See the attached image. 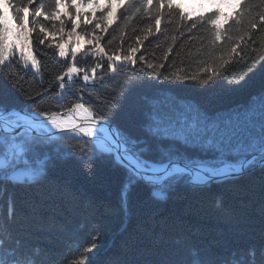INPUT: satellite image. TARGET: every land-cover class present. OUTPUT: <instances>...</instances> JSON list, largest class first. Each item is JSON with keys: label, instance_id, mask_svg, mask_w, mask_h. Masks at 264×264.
<instances>
[{"label": "snow or ice", "instance_id": "snow-or-ice-1", "mask_svg": "<svg viewBox=\"0 0 264 264\" xmlns=\"http://www.w3.org/2000/svg\"><path fill=\"white\" fill-rule=\"evenodd\" d=\"M208 2L215 5L214 10L193 19L175 0H105V8L93 24L92 13L73 9L88 5L95 11L99 0H52L50 9L43 0H0V264H47L46 250L31 244L13 227L17 217L15 190L37 186L58 159L74 158L89 166L100 159L119 169L125 208L136 189H146L153 200L164 201L177 185L204 191L257 169L264 173V91L252 96L246 106L217 113L190 106L181 110L152 101L143 110L136 129L117 122L116 93L110 94L111 100L101 94L106 84L123 76L127 87L120 94L126 95L132 86L143 82L139 72L158 78L162 74L157 69L165 67L164 63H149L143 54L137 56L138 46L129 45L123 55L105 51L101 43L104 37L97 29L108 31L105 21L114 4L119 5L118 19L126 18L133 9L151 12L154 23L147 32L152 35L163 32L162 19L173 23L170 17L178 18L181 35L184 28L192 32L198 26L207 27L213 45L222 41L225 33L228 35L223 43H228L232 25L246 22L243 47L239 42L229 44L219 57L221 68L228 73L223 79L229 85L243 87L253 76H264V53L255 54L258 49L251 34V30L264 29V13L259 14L258 23L257 17L251 16V0ZM260 4L264 5V0ZM225 7L233 11L226 13L222 10ZM61 8L68 9L65 18H61ZM86 16L91 31L81 28V32L89 37L91 47L79 53L75 48L66 51L59 42L51 53L40 47L46 45L49 35L56 34L45 22L58 20V28L55 23L52 26L59 33L65 32L68 23L66 35L74 36L80 27L77 20L84 22ZM147 38L137 37V45ZM46 47L51 48L52 41ZM172 50L167 49L165 61ZM48 59L62 71L53 68L48 72ZM236 65L243 68L238 76L233 75ZM221 75L214 69L209 79ZM69 96L72 103L65 104ZM93 96L99 104L92 102ZM49 100V106L43 107ZM65 109L70 114L82 113L81 122L71 116L65 118ZM88 237L85 244L77 246L71 264H92L100 247L99 230L93 227ZM181 243L176 240L177 245ZM186 248L179 264H264V238L258 243L225 248L223 254L212 259L196 245Z\"/></svg>", "mask_w": 264, "mask_h": 264}, {"label": "trees", "instance_id": "trees-1", "mask_svg": "<svg viewBox=\"0 0 264 264\" xmlns=\"http://www.w3.org/2000/svg\"><path fill=\"white\" fill-rule=\"evenodd\" d=\"M43 2L51 8L52 0ZM175 3L193 19L208 14H192L181 2ZM89 7L90 10L78 7L73 11L92 13L94 24L100 10L105 8V0H99L95 11L93 6ZM117 8L114 4L105 21L108 31L97 29L104 37L101 43L105 51H118L123 55L129 45L138 46L137 56L143 54L149 63L165 64L163 69H157L162 74L158 78L139 72L143 82L132 86L126 95L120 94L127 87L123 76H118L101 90L109 100L112 99L110 94L116 93L115 100L119 101L116 119L122 126L138 128L143 110L152 101L181 110L190 106L217 113L246 106L252 96L264 91V76L259 74L243 87L229 85L223 79L228 73L221 68L219 57L227 51L229 44L239 42L243 47L245 39L241 37L247 31L246 22L243 26L232 25V39L228 43H223L228 35L225 33L222 41L213 45L207 27L198 26L192 32L184 28L181 35L177 30L178 18L170 17L173 23L162 19L163 32L152 35L147 32L154 23L151 12L133 9L126 18L118 19ZM249 9L259 23L264 5L260 0H251ZM67 11V8L60 9L61 18H65ZM86 20L87 16L84 22L77 20L80 27L74 36L66 35L70 30L68 23L65 32L59 33L52 26L55 23L58 28V20L45 22L50 32L56 34L46 39V45L52 41L51 48L40 47L47 53L55 50L56 42L63 44L66 51L75 48L78 53L91 47L89 37L81 32V28L91 31L92 25ZM251 34L258 49L255 54L264 53V29L251 30ZM145 35L148 38L137 45V37ZM80 38L83 44L78 40ZM109 39L111 44L107 43ZM169 47L173 50L165 61L163 57ZM47 62L48 72L53 68L62 71L53 60ZM60 63L62 65L63 61ZM214 69L222 75L209 79ZM236 69L233 75L238 76L243 68L236 65ZM10 71L15 72V69ZM144 71L150 70L145 68ZM163 76L170 79H163ZM184 77L189 78L185 80ZM92 102L99 104L95 96ZM50 103L51 100L46 101L42 106L48 107ZM64 103L71 104L72 97ZM122 180L119 169L100 159L92 161L90 166L81 165L74 158L58 159L37 186L15 190L17 217L13 227L31 244L46 250L47 264H71L77 246L88 241L93 227L99 230L100 247L92 264H179L187 245L205 249L208 258L212 259L223 254L225 248L258 243L264 238V173L259 169L227 183L213 184L204 191L177 185L164 201L153 200L146 189H136L130 193L126 208L121 199ZM177 239L182 241L180 245L176 244Z\"/></svg>", "mask_w": 264, "mask_h": 264}, {"label": "rangeland", "instance_id": "rangeland-1", "mask_svg": "<svg viewBox=\"0 0 264 264\" xmlns=\"http://www.w3.org/2000/svg\"><path fill=\"white\" fill-rule=\"evenodd\" d=\"M79 9H82V10H90L89 6L79 7ZM78 40L83 44V40H82L81 38L78 39ZM81 46H82V45H81ZM68 116H71V115L67 114V115L65 116V118H67ZM78 116H79V117H83V114L77 112L76 115H75V117L71 116V118H72L73 120L76 121V118H77Z\"/></svg>", "mask_w": 264, "mask_h": 264}, {"label": "water", "instance_id": "water-1", "mask_svg": "<svg viewBox=\"0 0 264 264\" xmlns=\"http://www.w3.org/2000/svg\"><path fill=\"white\" fill-rule=\"evenodd\" d=\"M64 115H65V113H64ZM77 121H78V123H79V122H81V119H77Z\"/></svg>", "mask_w": 264, "mask_h": 264}]
</instances>
